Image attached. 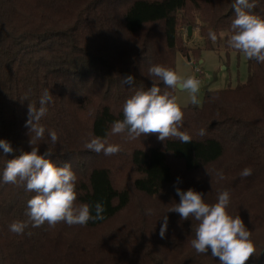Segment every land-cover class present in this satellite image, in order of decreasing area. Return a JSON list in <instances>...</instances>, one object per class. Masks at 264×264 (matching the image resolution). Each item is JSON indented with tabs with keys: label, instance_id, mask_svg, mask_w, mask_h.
<instances>
[{
	"label": "trees",
	"instance_id": "obj_1",
	"mask_svg": "<svg viewBox=\"0 0 264 264\" xmlns=\"http://www.w3.org/2000/svg\"><path fill=\"white\" fill-rule=\"evenodd\" d=\"M234 3L0 0V139L8 140L14 149L8 155L0 149V264H219L210 251L197 254L191 247L194 218L181 221L179 214L168 212L179 202L178 195L160 201L152 215H139L128 224L92 235L128 210L132 195L115 187L109 168L99 160L103 154L87 150L85 143L92 136L108 140L112 123L123 119L125 100L151 87L153 81L161 94L175 96V90L149 76L148 69L159 64L176 70V51L188 56L189 51L181 49L178 11L192 6L201 13L200 34L208 49L215 48L208 37L211 29L218 42L224 32L225 47L235 51L227 46ZM255 4L252 11L264 17V0ZM158 23L159 34L153 37L147 26ZM248 66L246 82L207 91L201 107H181L180 130L192 142L160 141L150 134L142 136L144 145L134 147L130 157L137 174L133 188L149 198L161 196L173 182L169 156L182 161L192 179L206 178L191 188L202 192L207 203H215L218 194L228 190L227 211L241 217L260 252L247 264H264V64L248 60ZM130 74L134 84L123 83ZM44 89L50 90L53 101L40 121L46 132L44 140L37 141L39 154L50 148L57 166L71 165L77 176V204L99 201L106 211L104 219L86 226L29 225L23 235H17L9 225L28 219L27 201L35 193L3 183L2 174L9 159L31 151L25 127L27 105L33 102L39 107ZM47 129L57 131L55 145ZM201 129L204 135L199 134ZM245 167H251L253 175L242 179L239 174ZM218 171L223 172V180ZM164 214L169 223L166 238L161 239Z\"/></svg>",
	"mask_w": 264,
	"mask_h": 264
},
{
	"label": "clouds",
	"instance_id": "obj_2",
	"mask_svg": "<svg viewBox=\"0 0 264 264\" xmlns=\"http://www.w3.org/2000/svg\"><path fill=\"white\" fill-rule=\"evenodd\" d=\"M255 7V0L251 3L249 0H235V18L230 25L231 33L227 37V46L241 53L249 61L255 60L264 64V17L252 11ZM208 37L212 42L218 39L217 33L211 29ZM148 72L149 76L157 77L166 87L188 92L192 105L200 104L198 93L201 82L196 77L183 78L176 70L159 64L150 66ZM122 82L134 84L135 77L130 74ZM52 101L50 90L44 89L39 98V107L33 102H28L25 127L29 129L31 151H22L15 158L9 159L3 170V183L23 186L25 191L35 193L27 201L25 215L28 219L14 220L9 225V231L17 235H23L29 225L32 228L45 224L54 228L60 223L69 227L86 226L89 221L104 219L103 213L106 209L103 202L98 201L94 205L77 204V176L71 165L65 163L63 166H57L51 159L53 152L50 148L44 154H39L37 141H43L46 132L40 121L47 114V105ZM122 113L123 119L112 123L111 135H123L126 140L131 141L155 134L160 141L175 138L183 144L192 142L191 136L180 130L184 123V112L177 102V97L169 92L161 94V89L155 81L151 87L137 90L127 98L122 105ZM47 132L51 143L55 145L59 140L57 131L47 129ZM199 134L204 135L205 130L201 129ZM85 148L105 156L116 155L122 151L121 145L109 143L106 137L99 136H92L85 143ZM0 149L4 155L14 151L11 143L5 139H0ZM239 175L242 179L247 178L253 175V169L245 167ZM217 176L220 180L224 179L222 171H218ZM174 188L179 202L168 212L179 214L181 221L194 218L197 222L194 238L190 241L197 254H208L210 251L213 258H218L219 264H247L252 257L259 256L260 252L257 253L252 233L244 221L239 215L233 216L227 211L230 205L228 190L221 191L217 201L209 204L202 192L193 188L184 191L176 185ZM145 212L152 215L154 210L146 209ZM160 219L163 223L159 236L165 239L169 218L164 214Z\"/></svg>",
	"mask_w": 264,
	"mask_h": 264
},
{
	"label": "rangeland",
	"instance_id": "obj_3",
	"mask_svg": "<svg viewBox=\"0 0 264 264\" xmlns=\"http://www.w3.org/2000/svg\"><path fill=\"white\" fill-rule=\"evenodd\" d=\"M192 6L177 12L178 17V33L180 37L181 49L189 51L188 56H184L180 51H176L175 63L177 73L186 78L194 76L201 82L198 99L202 106L204 96L207 91L218 90L227 87H234L239 83L247 81L249 75L248 60L241 53L232 51L225 47V33L220 34V41L210 42L214 49H208L204 44V40L200 34L202 26L200 15ZM160 23L154 26H147L153 37L158 36ZM192 28V34L189 35L188 29ZM141 33L137 38H141ZM190 55V56H189ZM199 56V57H198ZM198 57V58H196ZM198 69L200 72L198 73ZM175 96L180 106H194L190 103L189 93L186 91L175 90ZM109 143L121 145L122 151L112 156L103 155L99 160L104 166H107L111 172L112 181L118 189H128L131 192V204L128 210L116 216L111 223L101 230H96L92 235H98L103 230H111L130 223L139 215L146 216V209L158 208L160 201H165L169 197L174 198L176 194L174 185L186 191L191 185L204 183L205 177L199 180L192 179L187 174L184 164L179 159L172 156L168 157L172 172L173 182L169 184L163 194L157 198H149L133 188V179L137 175L131 162V151L136 146H143L142 136L136 140H126L123 135H110ZM179 178V183H177ZM78 228V227H77ZM86 231V230H85ZM88 234L89 232L86 231Z\"/></svg>",
	"mask_w": 264,
	"mask_h": 264
},
{
	"label": "water",
	"instance_id": "obj_4",
	"mask_svg": "<svg viewBox=\"0 0 264 264\" xmlns=\"http://www.w3.org/2000/svg\"><path fill=\"white\" fill-rule=\"evenodd\" d=\"M188 33H189V35L192 34V28H191V27H189V29H188Z\"/></svg>",
	"mask_w": 264,
	"mask_h": 264
},
{
	"label": "built area",
	"instance_id": "obj_5",
	"mask_svg": "<svg viewBox=\"0 0 264 264\" xmlns=\"http://www.w3.org/2000/svg\"><path fill=\"white\" fill-rule=\"evenodd\" d=\"M200 72V70L198 69V73Z\"/></svg>",
	"mask_w": 264,
	"mask_h": 264
}]
</instances>
